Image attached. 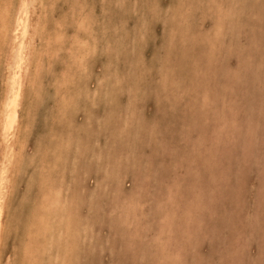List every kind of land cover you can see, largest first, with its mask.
<instances>
[{
    "label": "rangeland",
    "instance_id": "374dc122",
    "mask_svg": "<svg viewBox=\"0 0 264 264\" xmlns=\"http://www.w3.org/2000/svg\"><path fill=\"white\" fill-rule=\"evenodd\" d=\"M30 3L0 264H264V0Z\"/></svg>",
    "mask_w": 264,
    "mask_h": 264
},
{
    "label": "bare ground",
    "instance_id": "6f19581e",
    "mask_svg": "<svg viewBox=\"0 0 264 264\" xmlns=\"http://www.w3.org/2000/svg\"><path fill=\"white\" fill-rule=\"evenodd\" d=\"M7 1V0H6ZM15 1V0H14ZM19 1V0H18ZM34 1H36V0H22V2H21V5H19L20 6V8H19V14H18V17H17V26H16V29L19 31L18 33H17V38L19 39H21L20 41H17L16 43L17 44H15V47H13L14 48V51L16 52H14L13 51V53H14V56H12L13 58V64H14V68H13V70H12V72H11V74H10V77L9 78H11V80H10V83H9V89H8V95H7V100H5V103H4V107H3V110H2V115H0L1 116V120H0V124H1V126L3 127V128H1L2 130H3V133H6L5 135H6V137L7 136H9L10 134H11V132L14 130L15 131V124L17 123V119H18V107L20 106V104L22 103L23 104V102H21L20 103V101L22 100V94H23V85H24V79L25 78H23L24 77V75H23V72H22V69H23V67H24V65H25V61L27 60V57H29V53H28V44L29 43H31V41L32 40H30V42L29 43H27V37H28V35L30 34L29 33V31L31 30L30 29V27L33 25V22H32V24H31V20H30V13L33 11H31V10H29V5L31 4L30 2H34ZM8 2V1H7ZM6 3V2H5ZM15 3H16V1H15ZM136 4H137V2H136ZM3 5V4H2ZM1 6V5H0ZM35 6H36V4H35ZM14 7V6H13ZM12 8V7H11ZM15 8V7H14ZM13 8V9H14ZM35 8V7H34ZM1 9V8H0ZM3 9H4V7H3ZM10 10V9H9ZM16 10V9H15ZM8 11V10H7ZM29 11H30V13H29ZM36 11V10H35ZM35 11H34V13H32V14H35ZM3 12V11H2ZM12 13H13V11H11ZM1 14V13H0ZM4 14V13H3ZM7 15V14H6ZM13 15H15V14H13ZM34 17V16H33ZM121 18V17H120ZM16 20V19H15ZM145 23V22H144ZM1 24V23H0ZM129 25V24H128ZM5 26V25H4ZM33 28V27H32ZM2 31H4V29H1ZM31 32V31H30ZM1 33V32H0ZM143 34V33H142ZM2 35H5V34H1V37H2ZM8 35V34H7ZM16 35V34H15ZM34 35V34H33ZM30 36V35H29ZM32 37V36H31ZM30 37V38H31ZM34 38V37H33ZM8 39V38H7ZM4 40H6V39H4ZM9 40V39H8ZM11 40H13V39H11ZM143 40V39H142ZM10 41V40H9ZM35 43V42H34ZM10 44H11V41H10ZM12 46H13V44H12ZM30 46V45H29ZM31 47V46H30ZM10 48V47H9ZM12 48V47H11ZM11 59V60H12ZM30 59V58H29ZM28 61V60H27ZM4 66V65H3ZM1 67H2V65H1ZM27 67H28V65H27ZM112 68V67H111ZM10 70V69H9ZM2 71V70H1ZM4 71V70H3ZM7 71V70H6ZM85 72V71H84ZM2 74V73H1ZM24 74H25V70H24ZM27 74V73H26ZM7 75V74H6ZM103 75V74H102ZM4 76V75H3ZM84 76V75H83ZM108 76V75H107ZM6 78V77H5ZM4 78V79H5ZM94 79V78H93ZM2 80V79H1ZM6 80H7V78H6ZM85 80V79H84ZM72 81V80H71ZM91 81V80H90ZM1 83H2V81H1ZM77 83V82H76ZM89 83V82H88ZM4 85H5V83H4ZM81 85V84H80ZM29 86V85H28ZM3 87V86H2ZM5 89V88H4ZM2 90H3V88H2ZM3 95H5L4 94V92H3ZM29 98V97H28ZM30 98H32V97H30ZM2 101H3V99H2ZM29 102V101H28ZM27 102V103H28ZM3 103V102H2ZM26 103V102H25ZM26 103V104H27ZM3 105V104H2ZM30 105V104H29ZM28 105V106H29ZM143 105V104H142ZM25 106V105H24ZM22 109V108H21ZM143 111V110H142ZM26 112V111H25ZM23 113V112H22ZM21 113V114H22ZM251 113V112H250ZM24 114V113H23ZM210 115V114H209ZM25 116V115H24ZM136 123V122H135ZM23 125H25V124H23ZM29 127V126H28ZM21 128H23V127H21ZM1 133H2V131H1ZM13 133V132H12ZM21 133H22V131H21ZM134 135V134H133ZM136 135V134H135ZM22 136V135H21ZM10 137V136H9ZM5 138V137H4ZM3 138V139H4ZM13 138V137H12ZM8 139V138H7ZM17 139H18V137H17ZM39 139V138H38ZM200 139V138H199ZM198 139V140H199ZM202 139V138H201ZM221 139V138H220ZM2 140V139H1ZM9 140V139H8ZM21 140H22V138H21ZM24 140V139H23ZM6 141V140H5ZM26 141V140H25ZM3 142V141H2ZM9 142V141H8ZM8 142H7V144H8ZM46 142V141H45ZM218 142V141H217ZM10 143V142H9ZM17 143H18V141H17ZM71 143V142H70ZM203 143H205L204 141L202 142V145H203ZM6 144V145H7ZM54 145V144H53ZM196 145V144H195ZM205 145V144H204ZM19 146V145H18ZM17 147V146H16ZM200 147V146H199ZM7 148H9L8 149V151H7V153H6V158H4V160H3V162H2V166H1V171H0V233H1V230H2V221H3V215H5L4 214V202H3V190L5 189V181H6V176L5 175H7L6 173H7V165H9L8 164V160H9V162H10V160L12 159V154H13V152H15L13 149H12V146H9L8 145V147ZM201 148H204V147H201ZM261 148V147H260ZM183 149V148H182ZM22 150V149H21ZM175 150V149H174ZM179 151H180V149H178ZM19 151V150H18ZM23 151V150H22ZM172 151V150H171ZM207 151V150H206ZM205 151V152H206ZM2 152V151H1ZM5 152V151H4ZM175 152V151H174ZM184 152V151H183ZM200 152V151H199ZM3 153V152H2ZM1 153V154H2ZM23 153H24V151H23ZM94 153V152H93ZM98 153V152H97ZM207 153V152H206ZM200 154H201V152H200ZM4 156H5V154H3ZM24 155V154H23ZM93 155V154H92ZM98 155V154H97ZM3 156V157H4ZM37 156V155H36ZM180 156V155H179ZM184 156V155H183ZM2 157V156H1ZM192 157V156H191ZM190 157V158H191ZM28 158V157H27ZM178 158V157H177ZM5 159H7V160H5ZM16 159V158H15ZM32 159V158H31ZM94 159H95V157H94ZM13 160V159H12ZM87 160H89V159H87ZM204 160V159H203ZM15 161V160H14ZM17 162H18V160H17ZM20 162V161H19ZM18 162V163H19ZM26 162V161H25ZM30 162L32 163V160H30ZM16 163V162H15ZM17 163V164H18ZM26 164V163H25ZM249 164V163H248ZM16 166V164L14 165V167ZM28 167H29V165H27ZM242 166V165H241ZM241 168V167H240ZM13 169V168H12ZM191 169V168H190ZM19 173V172H18ZM239 174V173H238ZM15 175H16V178H17V175L18 174H16L15 173ZM14 175V176H15ZM217 176V175H216ZM171 181V180H170ZM205 181V180H204ZM14 182L15 181H13V183L11 184V185H13L14 184ZM44 182H46V180L44 181ZM16 184V183H15ZM56 184V183H55ZM170 184H172V183H170ZM132 185V184H131ZM206 185H207V183H206ZM60 185H58V187H59ZM133 186V185H132ZM13 187V186H12ZM52 187V186H51ZM55 187V186H54ZM53 187V188H54ZM57 187V188H58ZM148 187V186H147ZM108 188V187H107ZM126 188V187H125ZM132 188V187H131ZM169 188H171V187H169ZM62 189V188H61ZM136 189V188H135ZM11 191H12V189H11ZM14 191V190H13ZM12 191V192H13ZM66 191V190H65ZM118 191V190H117ZM153 191H155L154 189H153ZM167 191V190H166ZM124 192V191H123ZM133 192H134V190H133ZM152 192V191H151ZM170 192V191H169ZM55 193V192H54ZM95 193V192H94ZM120 193V192H119ZM118 193V194H119ZM126 193V192H125ZM163 193V192H162ZM46 194V193H45ZM49 194V193H48ZM47 194V195H48ZM121 195H122V192L120 193ZM169 194V193H168ZM171 194H173L172 192H171ZM46 195V196H47ZM51 195V194H50ZM131 195V194H130ZM170 195V194H169ZM168 195V196H169ZM174 195V194H173ZM45 196V197H46ZM126 196V195H125ZM172 196V195H171ZM126 197H128V196H126ZM138 197H140L139 195H138ZM167 197V196H166ZM47 198V197H46ZM45 198V199H46ZM122 198H124V197H122ZM142 198V197H141ZM170 198V197H169ZM66 199V198H65ZM131 199H133V197L131 198ZM138 198H136V200H137ZM55 200V199H54ZM62 200H64V198L62 197ZM126 200V199H125ZM129 200V199H128ZM127 200V201H128ZM141 200V199H140ZM168 200V199H167ZM47 201H49V198L47 199ZM124 201V200H123ZM130 201V200H129ZM132 201V200H131ZM59 202H61V201H59ZM63 202V201H62ZM65 202V201H64ZM132 202H135V203H137L135 200L134 201H132ZM10 204V202H7V204ZM54 203V202H53ZM71 203V202H70ZM60 204V203H59ZM63 204V203H62ZM20 205V204H19ZM70 204H68L67 206L68 207H71V206H69ZM53 206V205H52ZM56 206H58V205H56ZM61 206V205H60ZM65 206V205H64ZM67 206H65V207H67ZM135 206V205H134ZM62 207V206H61ZM247 207V206H246ZM6 209V208H5ZM55 209H56V207H55ZM59 209V208H58ZM65 209V208H64ZM9 210H10V208H9ZM57 210V209H56ZM34 214V213H33ZM67 214V213H66ZM71 214V213H70ZM63 215V214H62ZM32 217V216H31ZM30 217V218H31ZM33 218V217H32ZM40 218H41V216H40ZM39 218V219H40ZM35 219V218H34ZM49 219V218H48ZM40 220H42V219H40ZM193 220V219H192ZM33 221V220H32ZM45 222V221H44ZM75 223V222H74ZM262 223V222H261ZM45 224V223H44ZM43 225V224H42ZM26 226H28L27 224H26ZM50 226V225H49ZM31 228H33V227H31ZM48 228V227H47ZM52 228V227H51ZM30 229V228H29ZM43 229V228H42ZM49 229V228H48ZM190 229V228H189ZM6 231V230H5ZM226 231V230H225ZM221 232V231H220ZM27 233H28V228H27ZM30 233V232H29ZM37 233V232H36ZM35 234V233H34ZM236 235V234H235ZM1 237V236H0ZM26 238V237H25ZM40 238V237H39ZM225 238H226V236H225ZM47 239V238H46ZM239 239V238H238ZM39 240V239H38ZM4 243V242H3ZM225 243V242H224ZM62 244V243H61ZM21 246V245H20ZM3 249V248H2ZM20 250V249H19ZM19 258V257H18ZM26 261V260H25ZM24 261V262H25Z\"/></svg>",
    "mask_w": 264,
    "mask_h": 264
}]
</instances>
